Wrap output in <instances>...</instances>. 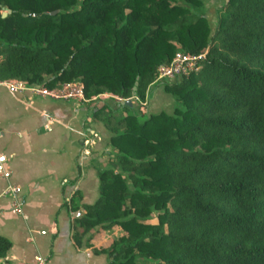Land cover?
I'll list each match as a JSON object with an SVG mask.
<instances>
[{
	"label": "trees",
	"instance_id": "obj_1",
	"mask_svg": "<svg viewBox=\"0 0 264 264\" xmlns=\"http://www.w3.org/2000/svg\"><path fill=\"white\" fill-rule=\"evenodd\" d=\"M203 1L0 0V80L140 101L160 83L172 98L170 112L111 96L90 109L114 162L73 239L121 229L92 247L103 264H264V0H224L213 27ZM176 52L203 53L199 69L154 82Z\"/></svg>",
	"mask_w": 264,
	"mask_h": 264
},
{
	"label": "crops",
	"instance_id": "obj_2",
	"mask_svg": "<svg viewBox=\"0 0 264 264\" xmlns=\"http://www.w3.org/2000/svg\"><path fill=\"white\" fill-rule=\"evenodd\" d=\"M103 100L31 97L0 85V154L9 172L0 177V193L8 184L17 185L22 202L21 213H14L9 197L0 195V236L9 242L0 257L7 264H34L36 255L49 264L106 262L104 254L92 251L104 246L93 241L102 228L79 244L73 239L74 219L96 199V168L107 162L102 153L109 154L106 144L99 149L107 132L90 115L92 105Z\"/></svg>",
	"mask_w": 264,
	"mask_h": 264
},
{
	"label": "built area",
	"instance_id": "obj_3",
	"mask_svg": "<svg viewBox=\"0 0 264 264\" xmlns=\"http://www.w3.org/2000/svg\"><path fill=\"white\" fill-rule=\"evenodd\" d=\"M204 57V54H184L176 52L168 63L159 64L156 68V76L154 82L162 81L173 76L187 75L191 71H196L199 68V61ZM0 85L4 86L10 93H26L29 96H36L40 98H49L55 100H71L77 103H85L96 99H104L113 97L116 101H124L126 99L136 100L140 106V100L136 95L129 98H120L112 96L108 93H101L90 98H86L83 93L82 83L78 80H70L62 82L52 87H46L42 84H29L24 80L9 78L0 80ZM45 129L48 127L45 125ZM6 157L0 154V177L7 178L9 175L8 170L4 166ZM20 188L17 185L8 184L4 187L0 195H6L10 199V209L14 213H21L22 202L19 197ZM44 231H40L43 233ZM0 264H7L5 259L0 257ZM34 264H49L47 259L43 256L36 255L34 257Z\"/></svg>",
	"mask_w": 264,
	"mask_h": 264
},
{
	"label": "rangeland",
	"instance_id": "obj_4",
	"mask_svg": "<svg viewBox=\"0 0 264 264\" xmlns=\"http://www.w3.org/2000/svg\"><path fill=\"white\" fill-rule=\"evenodd\" d=\"M223 1L224 0H204L203 1L204 2L205 15L207 16L208 22L212 27H213V24L215 21L214 10L217 7H219L223 3ZM179 77H180V75L179 76L177 75V76H173L171 78L164 79L162 81L172 82L175 79H179ZM147 89H148L147 90V96L145 97L144 100L140 101V102H143V103H140V106L138 105L139 103L136 100H132L133 103L136 105V108H138V110L141 113L148 114V113L158 112V111H164V112H170L171 111L172 98L170 97V95L168 93L164 92L162 84H160V83H158L157 85L150 84ZM104 100L110 101V99L107 97L104 98ZM103 101H97L96 105L100 106ZM133 109L136 110L135 106H133ZM104 129H105V127H104ZM106 138H107L106 134L103 135L102 137H100L99 149L101 147L103 149L105 144L108 147L107 142H106ZM108 149L110 150V148H108ZM102 156H103V159L105 158L108 162V163L106 162L103 167H105L107 165H111L114 162L112 152L109 154H105V155L102 153ZM99 166H101V165H99ZM148 222L149 223H155L156 219L154 217H152L148 220ZM97 232L99 233V235L97 238L93 239V241L99 245H107L111 240L118 237V235H120L122 233V230L115 227V226H112V227H109L107 229H103L102 231L97 230Z\"/></svg>",
	"mask_w": 264,
	"mask_h": 264
},
{
	"label": "water",
	"instance_id": "obj_5",
	"mask_svg": "<svg viewBox=\"0 0 264 264\" xmlns=\"http://www.w3.org/2000/svg\"><path fill=\"white\" fill-rule=\"evenodd\" d=\"M9 12H10V9L3 8L2 11L0 12V15H1V17H4ZM56 12H57V10H54V11H51L50 14H55ZM122 103L131 105V100L130 99H126V100L122 101Z\"/></svg>",
	"mask_w": 264,
	"mask_h": 264
}]
</instances>
